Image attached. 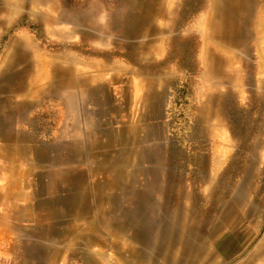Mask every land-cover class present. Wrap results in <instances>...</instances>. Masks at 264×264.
Wrapping results in <instances>:
<instances>
[{"label": "rangeland", "instance_id": "obj_1", "mask_svg": "<svg viewBox=\"0 0 264 264\" xmlns=\"http://www.w3.org/2000/svg\"><path fill=\"white\" fill-rule=\"evenodd\" d=\"M134 1L21 0L14 7L9 0H0V87L9 82L4 75H15L27 60L65 56L80 71H92L86 74L92 80L87 86L64 87L51 94L50 68L36 65L38 81L30 78L34 87L19 96L29 107L4 121L6 133L30 129L36 144L49 147L47 168L35 167L45 171L40 196L32 186L24 187L28 210L19 211L17 230L10 210L0 205V264H44L39 250L50 242L44 236L49 224L44 198L49 196L50 181L65 187L63 172L78 162L72 158L67 162L63 151L67 146L87 151L95 121L104 132H115V140L120 126L126 151L136 145L141 156H146V148L156 155L148 159L156 167L151 166L141 180L149 189L155 185V197L184 196L188 191L200 197L211 154L222 148L231 155L225 157L228 167L213 179L217 182L213 198H227L238 183L245 187L243 182L253 175L247 172L252 163L264 165V11L253 38L244 23L222 31L224 39L210 44L213 69L206 71V23L213 0H161L145 18L133 19ZM132 24L140 30L136 49L126 37ZM107 84L115 87L114 94L107 93ZM148 122L161 125V134L130 142L132 131ZM115 140L110 142L114 148ZM81 166L85 170L87 163L82 161ZM133 169L136 173L137 167ZM7 175L0 174V190L9 181ZM68 239L67 264H74L73 242ZM53 243L58 248L60 240Z\"/></svg>", "mask_w": 264, "mask_h": 264}, {"label": "crops", "instance_id": "obj_2", "mask_svg": "<svg viewBox=\"0 0 264 264\" xmlns=\"http://www.w3.org/2000/svg\"><path fill=\"white\" fill-rule=\"evenodd\" d=\"M262 11L263 0H214L210 13L217 24L215 37L224 39L222 31L236 22L244 23L253 38ZM229 154H211L198 198L191 191L155 197V185L149 189L143 182L120 183L117 191L126 185L130 194L124 199L114 196L108 203L89 197L91 220L73 215L86 231L60 241L58 264H67L68 237L74 264H264V165L252 163L247 172L253 175L243 182L245 187L238 183L227 198H213V179L228 167Z\"/></svg>", "mask_w": 264, "mask_h": 264}, {"label": "bare ground", "instance_id": "obj_3", "mask_svg": "<svg viewBox=\"0 0 264 264\" xmlns=\"http://www.w3.org/2000/svg\"><path fill=\"white\" fill-rule=\"evenodd\" d=\"M20 1L9 0V3H13V6L16 7L17 4H20ZM160 1L135 0L131 11L132 18L135 19L138 16L145 18L153 5L158 4ZM208 18L205 34L207 45L204 53L206 71L213 69V50L210 44L220 39L215 37L217 24L212 21L211 14ZM240 24L237 25L234 22L231 25L238 27ZM260 25L261 20L257 22V29ZM136 27V25L132 24L126 34L129 46L134 49H136L135 40L139 34L138 32H140L139 28L137 27V29ZM209 31L210 36L208 37ZM142 44L144 43L142 42ZM9 60L10 56L7 55L2 63V65L6 66L5 68L8 67ZM43 60H27L24 69H19L15 75H4V78L6 77V80L8 79L9 82L7 85L0 87V174L4 176L8 173L7 177L9 178V181L0 190V205L10 210L11 214L9 216L11 223H13L12 227L16 230L19 228V211L23 208L28 210L26 205L28 193L25 192L24 187L32 186L34 193L40 196L42 188L41 180L45 176V171H35V167L47 168L48 158L46 151L49 145L47 143L36 144L34 142L35 136H33V131L30 129L23 133L16 131L6 133L4 127L5 119L9 116H17L23 109L29 107L28 100L20 101L19 96L21 92H28L31 90V87H34V83H29L28 81L30 78L38 81L40 73L36 65L40 69H44L45 67L50 68L54 78L49 86L51 94L60 91L64 87H72L74 90H77L79 87L83 88L87 86L88 82L86 81H92L91 78L86 77V74L92 73V71L90 72L91 69L87 68L80 71L74 65L72 58L65 56L45 57ZM29 61H32L31 65ZM261 75L262 69L259 68L258 76L260 77ZM104 86L108 90L107 93H115L116 89L114 86L109 84ZM88 90L85 89V92L89 93ZM13 94H17L14 100ZM95 122H93L95 130L89 138L87 151L84 152V150L79 151L76 148H70L72 146H67L63 151L67 162L70 161V158L78 162V165L74 169L68 168L63 172L62 179L65 182V187L61 189V185L50 181L49 196L44 198L48 199L49 206V224L44 236L50 242L47 247L42 249L40 257L45 259L44 263L46 264H54L58 260L59 251L55 248L53 239L63 241L66 235L70 234L74 238L81 231H86L84 225L75 222L73 215H77L82 220H91L93 213H91V207L87 208L89 197L94 202L96 200H107L108 203L112 201L114 196L121 199L127 198L130 196L124 190L127 186L125 185L119 192L117 191L119 184L123 185V183L130 182L142 184L141 180L149 172L148 169L151 170V166L156 167L155 163L153 165L148 164V159L154 158L156 155L147 148L145 149L146 156L139 154L141 149L137 148L136 145L129 151L125 150V144H121V137L119 136L120 126L116 127L117 135L115 140V132H112L113 134L106 133L103 131L102 125L98 121ZM161 131V125L148 122L142 128H138L136 132L132 131L129 141L134 142L138 136H141L144 141L151 137L157 138L161 134ZM114 140L115 143H118L116 148L112 147V144L110 146V142H114ZM225 151V148H222L219 153L224 154ZM82 161L87 163L85 170L81 166ZM134 166L137 167L136 173L133 169ZM29 179H31L30 183L27 182ZM83 187L87 188L86 191H83ZM98 212L101 213L102 210L100 209Z\"/></svg>", "mask_w": 264, "mask_h": 264}]
</instances>
